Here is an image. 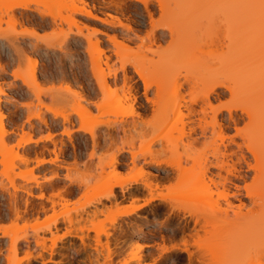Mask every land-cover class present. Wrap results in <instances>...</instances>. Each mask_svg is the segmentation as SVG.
Instances as JSON below:
<instances>
[{
	"label": "rangeland",
	"instance_id": "374dc122",
	"mask_svg": "<svg viewBox=\"0 0 264 264\" xmlns=\"http://www.w3.org/2000/svg\"><path fill=\"white\" fill-rule=\"evenodd\" d=\"M87 1L91 7H96L92 11L99 18L83 13H76L75 17L86 36L93 40L99 39V48L91 55L84 38L73 32L64 45H61L63 31H68L69 24L58 19L55 22L50 16L39 14L38 10L47 12L53 1H32L29 2L30 9H16L12 12L7 10V5L12 0H0V115L4 129L10 132L5 143L0 141V150L3 153L25 152L31 157L29 163L13 172L0 174V264H189L187 255L183 252L163 250L180 242L184 220L188 222L185 233L192 231L193 220L185 216L182 210L176 209L171 213V204L183 202L191 191L202 187L199 184L191 187L199 173L197 162L200 159H214L218 149L223 150L224 145L238 154L237 143H241L249 121L240 105L245 102L246 105L252 104L256 90L261 94L258 81L264 74L261 70V74L254 77L258 79L256 80L245 72L248 62L245 67L242 63L252 56L255 58L257 54L264 56V48L260 50L262 54L257 53L260 49L258 46L264 44V36H260L264 31L257 30L259 33L256 35L260 38L257 36L255 39L260 40L250 41L258 42L257 46L245 43L248 40L241 41V36L232 32L235 25L229 24L227 15H221L216 17L214 24L208 21L201 23L203 26L208 23L210 28L207 30L206 27L209 26H202L203 30L197 26L198 32L194 29L195 40L193 44L189 43L192 44L189 47L187 42L183 43L187 39L184 37L189 26L185 28L183 21L174 14H170L174 15L171 20L167 12L160 10L159 0H150L153 17H150L139 0ZM76 4L81 6L79 2ZM12 14L17 16L16 21L12 20ZM174 17L180 21L173 20ZM168 19L169 24L174 26V33L158 30ZM191 23L188 24L193 27ZM11 41L16 43L15 46ZM182 43L188 48L182 49L185 47ZM179 53L199 56L208 63L218 62L221 57H232L233 63L237 61L233 69H238L234 70L238 74L235 73L232 80L234 91L230 93L229 90L218 87V94L211 96V108H207L199 116L197 115L204 106L199 99L203 93L200 85L184 84L175 91L169 83L170 76L167 75L162 80L161 94H157L156 86L145 93L135 66L143 69L148 82H153L159 78L155 68L161 64V56ZM127 54H130L131 60L122 69L121 59ZM261 57L260 61L264 58ZM97 62L108 78L107 91L99 88L93 74V67ZM255 65L249 70L255 69ZM189 67L187 73L195 72L198 68L196 65ZM32 68L34 71L30 74ZM182 72L185 70L182 69ZM22 73L25 76L15 77V74ZM263 79L261 77L260 81ZM34 80L37 83V87H34L38 88L36 92L33 86L27 85V82ZM126 83L132 86L130 90ZM262 88L264 92V85ZM77 93L86 101L102 102L106 93L121 98L101 108L93 106L90 114L83 113L79 118L72 109ZM247 94L253 99L245 97ZM243 97L251 100L245 101ZM172 99L181 101L183 117L178 121L175 116L169 125L159 129L160 109L165 101ZM86 101L81 104H86ZM238 101L240 105L237 104ZM235 104L239 105L234 110L236 119L227 120L226 108L236 107ZM218 108L221 111L218 119H214ZM189 110H193V113ZM35 111L43 113L47 124L39 122L36 117L27 120L31 112ZM67 114L70 115L68 121H63L62 116ZM215 120H220L219 123L223 125L224 139H221L217 130L212 133ZM108 121L114 124V129L105 124ZM198 122L209 130L205 136L197 126ZM95 123L98 125L95 128L96 142L93 143L88 129ZM191 127L196 128L192 137L189 136ZM157 133L166 140L150 146L148 141ZM49 134H52L53 141L45 139ZM28 136L33 141L18 144ZM150 147L154 153L161 151L164 158L180 160L186 173L175 171L165 177L168 169L151 160L147 153ZM55 152L59 153V159L55 163H37L42 158L51 160L55 157ZM114 154H117L116 160L111 163ZM237 154L225 160L226 169L222 174L228 175L235 184L244 188L253 182L255 173ZM246 155L249 163H255L254 157ZM234 164L246 178L228 174L227 169ZM103 167L108 172L105 176H100ZM114 168L119 171L115 180L123 183V187L116 188L117 197L111 201L104 200V205L93 202L105 191L108 186L105 181L114 175ZM1 170L0 164V172ZM57 173L61 177L50 183L42 182ZM134 178L151 181L156 185L152 193H162L166 198L154 200L142 209L124 215L126 210H131L135 204H142L150 196L143 183L129 184L130 179ZM38 183L41 184L40 187H34ZM23 184L31 188L32 195L19 192L16 203L13 200L11 202L9 192ZM229 186L233 188L234 184L229 183ZM211 190H216L214 185H211ZM209 193L207 190L203 196L206 197ZM233 200L238 203L237 198ZM13 204L16 206L14 209ZM17 207L19 209L15 212ZM68 231L88 234L86 241L91 247L82 249L76 237H67L69 239L64 241L66 237L62 235ZM198 233L202 242L209 243L213 249L214 240L223 235L225 230L208 226L205 229L198 228ZM8 234L26 235L27 241L20 240L14 252L11 236ZM41 236L44 237V244L37 245L35 239ZM137 253L141 259H132Z\"/></svg>",
	"mask_w": 264,
	"mask_h": 264
},
{
	"label": "bare ground",
	"instance_id": "6f19581e",
	"mask_svg": "<svg viewBox=\"0 0 264 264\" xmlns=\"http://www.w3.org/2000/svg\"><path fill=\"white\" fill-rule=\"evenodd\" d=\"M32 1H38V0H12V2L7 5V10L14 12L16 9H30L29 2ZM51 1H53V4L48 7L47 12H43L40 10H38V12L42 16L45 15L50 16L55 22L58 19L60 20V22L65 21L67 24H69L68 31H63L64 39L61 45H64L68 37H70V34L73 32V34H76L77 36H81L82 38H84V40L88 44V53H90V55L93 54L92 52L96 51V49L99 48V39L95 38L93 40L90 36H86L83 33V29L79 27L77 24V19L75 17L76 16L75 14L83 13L88 16L97 17L93 14L92 11L96 7L95 6L91 7L87 0H51ZM139 1L142 2L145 9L148 11L150 17H153V12L150 8L151 1L150 0H139ZM77 2H79L81 6H78L76 4ZM158 3L160 10L163 12L164 11L167 12L169 16H171V20L172 17L175 15L177 16V18L181 19V22L183 21V24L186 25L184 26L185 28L189 26L187 27V30L185 32L186 35L184 37L185 39L189 38V41H187L186 39L183 42V43L187 42V44L185 43L186 45H189V43L193 44V41L195 40L194 29L197 26L199 27V29L201 28V30H203L202 29L203 24H201L202 22L208 21L210 24H214L216 23V17L218 16L221 17V15L222 17L224 15H227L229 24L235 25L234 31L232 32H234L235 34L237 33L239 37L241 36L240 38L242 39L241 41L248 40L245 43L249 42L251 44L256 45L258 42L252 43L250 41L260 40L257 38L258 37L260 38V36L262 35L264 36V33L263 34L260 33V36L256 35L259 33L257 30L263 29L261 32L264 31V0H159ZM0 10H2L1 5H0ZM170 14H174V15L172 16ZM175 18L176 17H174L173 20H176L177 22L180 21V19L178 20L177 18L176 19ZM12 20L16 21L17 16L12 14ZM169 22L170 21L168 19V21L163 26L159 27L158 30L162 32H166L168 30L170 33L172 32L174 33L175 31V29L173 28L174 26L171 23L169 24ZM187 22L188 23L192 22L191 24H193L194 28L192 27V25L188 24ZM198 24L201 25L199 26ZM207 24L204 25L209 26ZM179 25L182 24L179 23ZM175 26H177V24ZM205 26H203V28ZM191 28L193 31L191 30ZM207 28H210V26L206 27V30ZM196 30L195 31L198 32V28H196ZM229 30L231 31L232 29ZM190 33L191 34L193 33V35H190ZM255 37L257 38L255 39ZM11 43L14 46L16 44L14 41H11ZM185 44H183L185 47L184 48L182 47V49L184 50L185 48H188V46H186ZM240 45L242 44L240 43ZM255 45H253V50H255L254 49ZM261 46H264V44L258 46L260 47V49L257 48L259 50V51L257 50V53L258 52L260 53V50L262 51V49L264 48ZM121 55L123 54L121 53ZM129 55L130 54H127L123 56V58L121 59L122 69H125L126 62L131 60ZM260 57L261 56L257 54L255 58L252 59L249 58L250 60L246 61L244 63L245 65L242 63V65L245 67L248 62L247 66L245 67L246 68L245 72L247 74L250 73L252 75V78H254L255 76L258 77V74H261L260 72L261 70L262 73L264 71L263 70L264 63L263 64L260 63V62H264V58L262 59V57L264 56L262 55L261 57L262 61H260ZM221 58L222 59L218 58L219 59L218 62H221V64L219 63L220 64L219 66L218 62L214 61L215 62L214 63L210 60V62L212 63H208L202 61V59L199 56L196 57V55H191L187 53H179L173 56H168V55L161 56L160 59L161 64L160 66L157 65V67L155 68L156 69L155 72L159 76V78L153 82H148L147 75L145 74L143 69L140 68L139 66H135V72L137 73L139 79H141L142 83L144 84L145 93H147V91L150 90L153 86H156L158 92L157 94L158 95L161 94L163 91V86H161L163 85L162 80H164L163 78H165V76L167 75L170 76L169 83L171 84V86H173L175 91H178L179 88L183 87L184 84H188V85L196 84L202 86L201 92L203 93L199 97V99L202 100L204 106L201 108L200 112L198 113L197 116H199L200 114H204L207 108L209 107L211 108V96L215 93L218 94L217 93L218 87L225 88L229 90L230 93H232L231 91H234L232 80H234L233 78H235L233 76L238 74V72H235L238 69H233V68H234V63L237 61L233 63L234 59H232V57L226 58L225 56ZM189 63L191 64L189 65ZM214 64L217 66H215ZM195 65L198 66L197 70L195 72L187 73L186 70L190 69L189 66L193 67ZM254 65H255V69L253 68V70L251 69L252 71H250L249 69L252 68ZM258 65L259 68H256L258 67ZM229 67L231 68L228 69ZM244 67L241 68L245 69ZM33 68L30 74L33 73L34 71ZM182 69H184L186 73L185 72L183 73ZM93 74L98 82L99 88H101V90L103 91H107L106 89H108L109 87V81L107 76L102 72L98 62L96 63V66L93 67ZM251 75L250 76L248 75L247 77L251 78ZM19 76L21 78L25 76V74L24 73L17 75L15 74V77H19ZM261 77H264V74ZM261 77L259 78L258 81L260 84H258L256 81V83L260 86L259 89L261 90V94H259L257 92L258 90L255 89L256 90L255 92L258 95L256 93L255 96L252 95L254 99L251 97V95L248 94H247L248 96L245 95V97H251V99L253 100L249 98L246 99L245 97H243L245 98L243 99L245 101H247L248 99H249L248 101L251 100L252 104L246 105L245 102L240 105L239 101L237 103L240 105L241 107L240 109L242 110V112H244L249 119V121L247 122V127L244 133L242 134V141L240 144L237 143L238 150L240 151V153L238 151V154H240L239 156L240 160H243L245 163L247 162L249 169L254 170L255 177H253L254 178L253 182L243 188L239 184L238 185L235 184L228 175L224 176L222 174V171L226 169L225 160L230 156L237 154V152H234V150L233 151L230 150L231 148H229L227 145H224L223 150L218 149V151L214 156V159H200L199 162H197L199 173L197 178L193 181L191 187H194L198 184L202 185V187L197 189L196 191H191L189 193L190 196L186 198L183 202L177 204H171V208H170V211H172L171 213H173V211L176 209L182 210L184 211L185 216H188L193 220L192 231L190 233H185L188 222L184 220L182 222L183 226L181 228V232L183 233V236L180 242L171 245L170 248L165 247L163 248V250L165 249L167 252H171L172 250L173 251L178 250L180 252H183L184 254L187 255L188 258L187 260L189 264H264V92L262 91L263 90L262 87L264 85L263 82L264 79L260 81ZM250 80L252 81L253 79ZM32 82L31 81L27 82V85L28 87L33 86L32 88L36 92L37 91L36 89H38L35 88L37 87L36 85L37 83H35V80ZM126 85L128 84L126 83ZM129 85L128 87L130 90L132 86ZM247 92L249 93V91ZM252 93H254V91ZM37 95L39 98L40 92H38ZM74 95L76 96V93ZM119 97L120 96L113 97V94L106 93L105 96H103L104 99L102 102H95V101H86L85 98L80 95V93H77V98L75 97L77 100L72 109L73 112L78 114V117L80 118V116L83 113L90 114L92 112L93 106H96L97 108H101L102 106L104 107L105 105H108L113 101L121 98ZM83 101H86L87 103L82 105L81 103ZM237 104H235L236 107L226 108L228 112L227 120L236 119L234 110L239 107V105ZM182 108L183 105L181 101H175L174 99L168 100L167 102L165 101V104L160 109L161 121L159 124V129H163L164 127L169 125L173 117L175 116H177L178 117L177 120L180 121L181 117H183ZM189 111L193 113V110H189ZM220 111L221 109L219 108L215 111L214 119H218V115ZM42 114L43 113L36 111L31 112L27 120H29L31 117H36L39 120V122L41 121L47 124L46 119ZM62 117H63V121L64 120L68 121L70 115L69 114L63 115ZM215 121L217 122L218 120ZM215 121L213 122V124L216 125L212 124V128H213L212 133L216 132L217 130L220 133L221 139H224V137L222 136L223 125L219 123L220 120L217 123H215ZM105 124H107L109 127H112L114 129V124H112L111 122L108 121ZM197 124H198L197 126H199L200 129H202L201 132L203 136H205L207 134V131L209 130L208 129L206 130V127H204V125L201 122H198ZM83 125L84 123H82V127ZM97 125L98 124L95 123L91 125V127H89L88 129V132L91 135L93 143L96 142L95 128ZM195 132H196V128L191 127L189 136L192 137L193 136L192 134ZM9 134L10 132L4 129V126L2 124V117L0 115V141L2 143H5V138L9 136ZM46 138L51 139V141H53L52 134L47 135L45 139ZM163 140H166V138L161 137L157 133L148 141V144L151 146L154 143L162 142ZM193 140L196 139L194 138ZM30 141H33V139L31 138V136H28L27 138H22L18 142V144L19 145L27 144ZM147 153L150 154L151 160L154 163H156L157 165H161L162 167L165 166L168 169V174H166L165 177L170 176V173H173L175 171L185 172V168L183 167L180 160L164 158L162 157L163 154L161 151L154 153L152 152L151 147L148 149ZM145 154L146 152L144 153V155ZM246 154H250L252 157H254L255 163L254 162L249 163L246 159L247 158ZM116 155L114 154L112 156L111 163L112 162L114 163L113 160H116L115 159ZM58 159H59V153L55 152V157L52 158L51 160H46V158H42V159H38L37 163L41 165L45 164L46 162L55 163ZM134 160L135 157L133 158V161ZM30 161H31V157L28 153L18 152V151L15 152L9 151L3 153L0 150V164L2 166V170L0 174L2 175L9 174V172L11 171L13 172L14 169L20 168L22 165L27 164ZM60 166L64 167V165H60ZM240 171L236 168L235 164L232 166V168L227 169L228 174L231 173L233 175H237L238 178H246L245 175ZM107 172L108 171L105 170V167H103L100 176H105ZM118 176H119V171H116L115 169L114 175H112L105 181V183L108 184L105 191L102 192L98 197H96L93 200V202L104 205V200L111 201L113 198L115 199L117 197L116 188L123 187V183L115 180L117 179ZM58 177L61 176L57 173L52 178L45 179L42 182L50 183L51 181H53L55 178ZM27 180L30 181V179ZM228 182L234 184L233 187L234 189L231 188V186H229ZM131 183H143L144 188L149 190L150 196L146 198L142 204H135L131 210H126L124 212V215L130 214L138 209H142L146 205L151 204V202H153L154 200H162L166 198L165 196L162 195V193H157V194L152 193V191L156 188V185L151 181H143L140 178L139 179L134 178V179H130L129 184ZM40 185L41 184L38 183L34 185V187L39 188ZM211 185L215 186L216 189L215 191L211 190ZM207 190H209L210 193L206 197H204L203 195L204 193H206ZM19 192L25 193L27 195H32L31 188L26 186V184H23L20 185L18 188L16 187L13 192H9L11 202L13 200V203H16ZM213 194L217 197L214 198ZM241 194L243 195V197H239V195L241 196ZM39 197H42V195H40ZM236 198L238 200V203H235V201L233 200ZM14 206L15 205L13 204L12 208ZM17 209L19 208L17 207L15 212H17ZM208 226L225 230V233L223 235H220L218 238L214 240L213 249L211 248L209 243L207 244L206 242H202V239L198 233V228L205 229ZM3 233L4 235H7L6 232L3 231ZM50 233L53 234V231H50ZM9 236H11L12 251L14 252L16 251L20 240L27 241L26 235L11 234ZM62 237L78 238L80 244L82 245V249L84 250H86L88 247H91L86 241L88 234H84L83 232L79 233L74 231H68L63 233ZM44 241L45 240L43 236L35 239V243L37 245L44 244ZM191 246L192 247L194 246V249ZM139 247L140 245H138V248ZM132 259L139 260L141 259V257L137 253L134 255Z\"/></svg>",
	"mask_w": 264,
	"mask_h": 264
},
{
	"label": "crops",
	"instance_id": "0c3cea01",
	"mask_svg": "<svg viewBox=\"0 0 264 264\" xmlns=\"http://www.w3.org/2000/svg\"><path fill=\"white\" fill-rule=\"evenodd\" d=\"M50 166H52L50 163H49ZM78 188V187H77ZM1 236V235H0ZM69 238H65L64 241L68 240ZM8 244H9V238H8ZM61 246V244L59 245V247ZM56 259V258H55ZM58 259V258H57ZM56 259V260H57Z\"/></svg>",
	"mask_w": 264,
	"mask_h": 264
}]
</instances>
